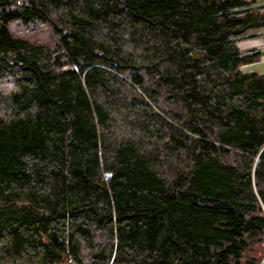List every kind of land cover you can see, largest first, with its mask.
I'll list each match as a JSON object with an SVG mask.
<instances>
[{"label":"trees","instance_id":"obj_1","mask_svg":"<svg viewBox=\"0 0 264 264\" xmlns=\"http://www.w3.org/2000/svg\"><path fill=\"white\" fill-rule=\"evenodd\" d=\"M263 1L0 0V264H264Z\"/></svg>","mask_w":264,"mask_h":264},{"label":"rangeland","instance_id":"obj_2","mask_svg":"<svg viewBox=\"0 0 264 264\" xmlns=\"http://www.w3.org/2000/svg\"><path fill=\"white\" fill-rule=\"evenodd\" d=\"M9 29L15 37L30 41L32 43H42L49 45L50 47H54L59 41L57 31L48 23L37 26L21 22H11L9 24ZM259 29L254 31L257 35H261L258 33ZM258 37L259 36L252 38L244 37V39L239 41V44L244 49L260 47L261 40ZM242 69L245 71L264 72V56L260 61L243 65Z\"/></svg>","mask_w":264,"mask_h":264},{"label":"built area","instance_id":"obj_3","mask_svg":"<svg viewBox=\"0 0 264 264\" xmlns=\"http://www.w3.org/2000/svg\"><path fill=\"white\" fill-rule=\"evenodd\" d=\"M263 2H264V1H263ZM258 33H259V34L264 33V26H262V27L259 29Z\"/></svg>","mask_w":264,"mask_h":264}]
</instances>
